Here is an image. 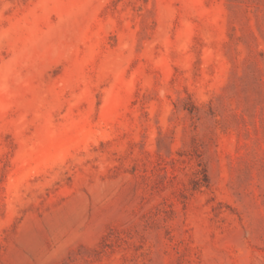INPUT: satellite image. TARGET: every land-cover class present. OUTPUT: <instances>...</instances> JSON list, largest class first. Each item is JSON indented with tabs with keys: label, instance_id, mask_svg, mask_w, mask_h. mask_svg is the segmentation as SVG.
<instances>
[{
	"label": "rangeland",
	"instance_id": "obj_1",
	"mask_svg": "<svg viewBox=\"0 0 264 264\" xmlns=\"http://www.w3.org/2000/svg\"><path fill=\"white\" fill-rule=\"evenodd\" d=\"M0 264H264V0H0Z\"/></svg>",
	"mask_w": 264,
	"mask_h": 264
}]
</instances>
